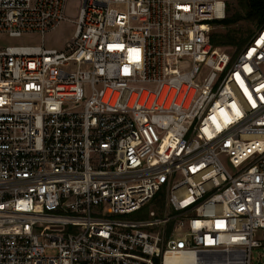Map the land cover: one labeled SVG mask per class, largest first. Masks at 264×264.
<instances>
[{
	"label": "built area",
	"instance_id": "1",
	"mask_svg": "<svg viewBox=\"0 0 264 264\" xmlns=\"http://www.w3.org/2000/svg\"><path fill=\"white\" fill-rule=\"evenodd\" d=\"M0 0V264H252L264 251V27L230 0ZM138 215L136 218H131Z\"/></svg>",
	"mask_w": 264,
	"mask_h": 264
},
{
	"label": "rangeland",
	"instance_id": "2",
	"mask_svg": "<svg viewBox=\"0 0 264 264\" xmlns=\"http://www.w3.org/2000/svg\"><path fill=\"white\" fill-rule=\"evenodd\" d=\"M80 2L71 0L67 10V15L70 19H76L79 14ZM239 0H230L227 8V17L234 15L237 12H241ZM238 31V38H250L255 34L259 27L255 23L248 21H241L236 25L229 27L224 26L219 32H226L228 29ZM75 31V25L70 21L63 22L55 30L47 33L44 38L40 35H25L20 38L11 37L7 34H0V49L7 46H33L40 45L43 42L48 48H61L68 43ZM249 38V39H250ZM248 39V40H249ZM247 40V42H248ZM243 47V46H242ZM242 47L239 45L226 47V51L230 53L238 52ZM138 215H134L131 218H136ZM252 264H264V251L262 249H255L253 252Z\"/></svg>",
	"mask_w": 264,
	"mask_h": 264
},
{
	"label": "trees",
	"instance_id": "3",
	"mask_svg": "<svg viewBox=\"0 0 264 264\" xmlns=\"http://www.w3.org/2000/svg\"><path fill=\"white\" fill-rule=\"evenodd\" d=\"M230 2V1H229ZM241 12L228 16L223 22V26L229 27L241 21L255 23L259 28L264 27V0H239ZM228 29V28H227ZM250 38H238V31L228 29L226 32H219L213 36L215 46L231 47L244 46Z\"/></svg>",
	"mask_w": 264,
	"mask_h": 264
}]
</instances>
